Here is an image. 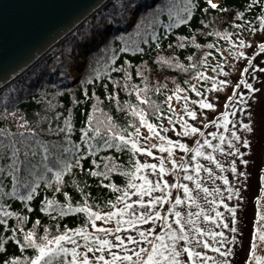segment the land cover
<instances>
[{
  "label": "snow or ice",
  "instance_id": "1",
  "mask_svg": "<svg viewBox=\"0 0 264 264\" xmlns=\"http://www.w3.org/2000/svg\"><path fill=\"white\" fill-rule=\"evenodd\" d=\"M260 57L264 0H104L42 63L6 54L0 264H264Z\"/></svg>",
  "mask_w": 264,
  "mask_h": 264
},
{
  "label": "water",
  "instance_id": "2",
  "mask_svg": "<svg viewBox=\"0 0 264 264\" xmlns=\"http://www.w3.org/2000/svg\"><path fill=\"white\" fill-rule=\"evenodd\" d=\"M103 3L104 0H0V25L13 39L7 51L0 46V60L7 54L19 64L18 73L25 71V64L41 61L50 54L58 39L95 14ZM54 4L64 7L55 9Z\"/></svg>",
  "mask_w": 264,
  "mask_h": 264
},
{
  "label": "trees",
  "instance_id": "3",
  "mask_svg": "<svg viewBox=\"0 0 264 264\" xmlns=\"http://www.w3.org/2000/svg\"><path fill=\"white\" fill-rule=\"evenodd\" d=\"M215 14V13H214ZM195 24V21L193 22ZM219 27V25H218ZM181 31H183V29H181ZM214 39L213 37H209L208 40ZM208 40H205L204 38H201V43H207ZM221 44H223V42L221 41ZM85 49L87 50H91L93 52V54L95 55V44H88L84 46ZM192 51H195V49H192ZM225 53H227V49H225ZM51 54H49L48 56H50ZM188 55V52H184L183 56L181 57L182 59L185 58ZM48 56H46L44 59H46ZM41 63L43 62V60L40 61ZM50 63V61H49ZM159 69H157L158 71ZM175 76L177 80H180L183 77L182 73H178L176 70H169V79L171 77ZM153 79H155V76H153ZM67 83V82H66ZM69 87H73V85L69 84ZM162 98V97H161ZM122 159H126V157H122ZM117 179L120 180L122 179L121 177L117 176ZM94 195L98 194L96 193L95 190H93ZM80 222V218H77L75 216H70L68 217L66 220L62 221V223H67L69 226H74V224L79 223ZM246 233V232H245Z\"/></svg>",
  "mask_w": 264,
  "mask_h": 264
},
{
  "label": "rangeland",
  "instance_id": "4",
  "mask_svg": "<svg viewBox=\"0 0 264 264\" xmlns=\"http://www.w3.org/2000/svg\"><path fill=\"white\" fill-rule=\"evenodd\" d=\"M249 51H251V49H249ZM260 59L264 60V57H260ZM261 97H264V90H262L261 92ZM253 103L255 104V102ZM255 107H256V111L259 112L261 111L262 108H264V103L255 104ZM169 135H173V138H175L174 134H172L171 132L169 133ZM249 171L254 173V167H250ZM255 191H256V181H255V174H254L253 179L250 181V191L245 193V196L248 198L247 210H248L249 216L251 215L252 208H253L251 197ZM245 237L247 238V232L245 233Z\"/></svg>",
  "mask_w": 264,
  "mask_h": 264
},
{
  "label": "bare ground",
  "instance_id": "5",
  "mask_svg": "<svg viewBox=\"0 0 264 264\" xmlns=\"http://www.w3.org/2000/svg\"><path fill=\"white\" fill-rule=\"evenodd\" d=\"M82 50H83V48H82Z\"/></svg>",
  "mask_w": 264,
  "mask_h": 264
}]
</instances>
